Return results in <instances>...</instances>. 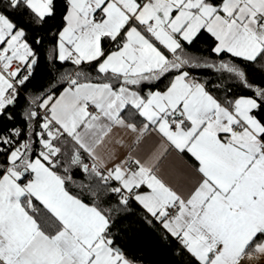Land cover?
Segmentation results:
<instances>
[{
  "label": "snow or ice",
  "instance_id": "obj_1",
  "mask_svg": "<svg viewBox=\"0 0 264 264\" xmlns=\"http://www.w3.org/2000/svg\"><path fill=\"white\" fill-rule=\"evenodd\" d=\"M0 264H264V0H0Z\"/></svg>",
  "mask_w": 264,
  "mask_h": 264
}]
</instances>
